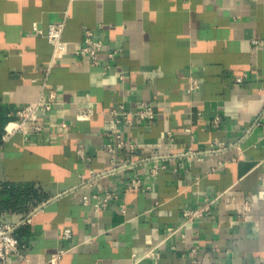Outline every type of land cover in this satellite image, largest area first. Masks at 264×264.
I'll use <instances>...</instances> for the list:
<instances>
[{
  "label": "crops",
  "instance_id": "1",
  "mask_svg": "<svg viewBox=\"0 0 264 264\" xmlns=\"http://www.w3.org/2000/svg\"><path fill=\"white\" fill-rule=\"evenodd\" d=\"M64 19L70 50L86 30L104 43L102 65L53 62L45 34ZM51 94L40 131H13ZM143 104L156 116L138 128L110 117ZM112 131L136 153L109 154ZM0 183V221L28 245L0 264H264V0H0Z\"/></svg>",
  "mask_w": 264,
  "mask_h": 264
},
{
  "label": "built area",
  "instance_id": "2",
  "mask_svg": "<svg viewBox=\"0 0 264 264\" xmlns=\"http://www.w3.org/2000/svg\"><path fill=\"white\" fill-rule=\"evenodd\" d=\"M66 20L59 23H52L48 27V31L45 34V37L48 39L49 43L53 46V62L58 60L59 58L63 57L64 55H67L68 53H74L75 55H87L95 65H102V61L99 58V54L102 52L104 48V43L102 41L94 39L93 33L89 30H86L85 37L83 41V45L81 47H74L73 50H70L69 44L63 40V33L65 30ZM34 31L41 33L36 27L33 28ZM115 56L114 53H109L108 58L113 59ZM107 67V66H106ZM50 68L48 70L47 75L49 74ZM237 82H242V78L239 77L237 79ZM48 86V78L46 76L44 80L43 87L46 88ZM200 89V82L197 79L192 78L190 80V85L187 90V94H193L197 90ZM55 96L50 95L49 99L46 100L44 96H42L37 102L30 104L26 108H24L22 111L18 113V116L20 117V121L17 123V127H15V130L25 131L27 130L29 126H31L33 129L40 131L41 127L38 126L37 122L39 119V111L43 109L46 112H49L52 110L54 105ZM110 117L115 122L116 125H122L129 129L138 128L142 125H144L147 121L153 120L156 116V113L153 109V107L149 104H143L141 109L138 112H129L127 111L123 106H116L110 109L109 111ZM93 117V111L87 110L79 113L77 115V119L81 121H88L91 120ZM220 121L219 118H216V123L218 124ZM62 126L64 128H67V124L63 123ZM107 143L105 144L106 151L111 154L113 157L116 156L118 150L126 149L129 151L130 154H135L137 151V145L126 143L123 135L121 133L117 132H108L106 134ZM78 153L81 155V158L83 160L87 159L86 154L83 150H79ZM104 173H100L97 176H100ZM2 186V183H0V187ZM142 183L140 180L134 181L132 184V187L134 189L141 188ZM115 194L111 191L106 193V197L102 200L100 207H107L109 200L114 196ZM260 199L264 200V191H262L260 194ZM84 202H88V198H84ZM213 204V201H208L207 204L193 208V209H185L183 211V217L185 218L186 222L193 223L199 219H201L205 214L209 213L211 210V205ZM251 203H244L242 206V209L244 210L245 214L251 211L252 209ZM37 211V209L35 210ZM34 211V212H35ZM33 212V213H34ZM32 213V214H33ZM31 216V215H30ZM245 217V216H244ZM31 218L27 217L22 224L30 223ZM21 224V225H22ZM16 230L15 225L10 224H4L0 221V262L5 263L8 258L13 255H22L23 251L27 249V242L23 241L19 238H17L14 235V232ZM172 233L173 231L170 230ZM71 237V230L67 229L65 230V233L63 235V238L65 240H68ZM193 253L196 252V249H193ZM66 253V250L63 249L58 257L57 260L61 258V256Z\"/></svg>",
  "mask_w": 264,
  "mask_h": 264
},
{
  "label": "trees",
  "instance_id": "3",
  "mask_svg": "<svg viewBox=\"0 0 264 264\" xmlns=\"http://www.w3.org/2000/svg\"><path fill=\"white\" fill-rule=\"evenodd\" d=\"M12 189H14V187H11V189H7L6 184L2 187V189H0V197L3 196L6 193H9L11 196H13V192L11 191ZM2 201H0L1 203Z\"/></svg>",
  "mask_w": 264,
  "mask_h": 264
}]
</instances>
